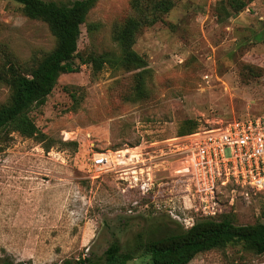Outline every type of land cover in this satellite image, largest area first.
<instances>
[{"label": "rangeland", "instance_id": "374dc122", "mask_svg": "<svg viewBox=\"0 0 264 264\" xmlns=\"http://www.w3.org/2000/svg\"><path fill=\"white\" fill-rule=\"evenodd\" d=\"M131 1L101 0L88 15L80 71L62 75L31 114L44 141L13 133L0 142V261L100 262L114 242L127 250L139 234L147 241L179 233L178 217L191 215L187 181L171 180L164 153L190 136L182 134L186 126L195 123L199 132L264 115V0H243L239 14L226 0H174L167 15L136 35L133 50L148 69L141 101L133 99L139 71L106 66L95 73L84 63L94 54L121 53L114 34L136 16ZM55 45L46 23L0 0V106L10 100L11 74L30 73ZM138 146L158 164L153 192L144 196L112 173L88 177L94 154ZM162 180L168 186L160 188ZM229 200L221 196L222 207L238 225L264 223V194H236L232 207ZM128 264L152 261L140 255ZM190 264H264V254L232 244Z\"/></svg>", "mask_w": 264, "mask_h": 264}, {"label": "trees", "instance_id": "16d2710c", "mask_svg": "<svg viewBox=\"0 0 264 264\" xmlns=\"http://www.w3.org/2000/svg\"><path fill=\"white\" fill-rule=\"evenodd\" d=\"M22 6L24 15L47 24L55 38L54 49L45 55L28 74L13 72L8 80L11 88L10 100L0 106V142L17 133L28 139L43 142L46 136L36 125L32 112L42 108L56 88L62 75L80 71L79 40L82 26L88 15L101 0H78L59 3L45 0H13ZM225 5L239 14L246 8L243 0H226ZM136 14L128 18L115 34L114 41L121 53L107 51L89 56L85 64H92L95 73L109 66L112 69L139 71L135 76L133 99L141 101L147 97V62L134 50L135 39L141 28L152 26L175 6L174 0H132ZM74 97V95H73ZM183 135L194 134L197 125L186 126ZM232 244L255 255L264 254V223L238 225L231 211L216 218H198L195 225L176 234L144 241L139 234L134 245L127 250L114 242L104 253L100 262L89 258L66 260L64 264H128L140 255H148L152 264H190L198 256L224 250ZM0 264H26L11 260Z\"/></svg>", "mask_w": 264, "mask_h": 264}, {"label": "built area", "instance_id": "2783aa9c", "mask_svg": "<svg viewBox=\"0 0 264 264\" xmlns=\"http://www.w3.org/2000/svg\"><path fill=\"white\" fill-rule=\"evenodd\" d=\"M169 153L164 154L170 156L171 180L187 181L189 195L184 205L191 215L178 217L185 230L198 218L212 219L225 213L221 201L225 194L231 207L236 194H264V115L196 132ZM148 154L139 146L96 153L88 163V177L99 180L112 173L146 196L156 187L154 171L158 166ZM166 186L164 180L159 184L160 188Z\"/></svg>", "mask_w": 264, "mask_h": 264}]
</instances>
